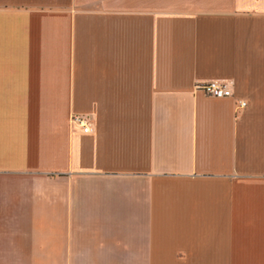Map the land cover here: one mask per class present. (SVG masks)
<instances>
[{"label":"crops","instance_id":"1","mask_svg":"<svg viewBox=\"0 0 264 264\" xmlns=\"http://www.w3.org/2000/svg\"><path fill=\"white\" fill-rule=\"evenodd\" d=\"M0 264H264V0H0Z\"/></svg>","mask_w":264,"mask_h":264},{"label":"built area","instance_id":"2","mask_svg":"<svg viewBox=\"0 0 264 264\" xmlns=\"http://www.w3.org/2000/svg\"><path fill=\"white\" fill-rule=\"evenodd\" d=\"M198 89L202 90L208 96L214 98H225L232 95L230 86L226 82L218 80H210L205 83L199 84ZM245 103L240 102V105L243 106ZM73 124L79 126L83 132L91 131L88 118L84 115L74 114L70 118Z\"/></svg>","mask_w":264,"mask_h":264}]
</instances>
